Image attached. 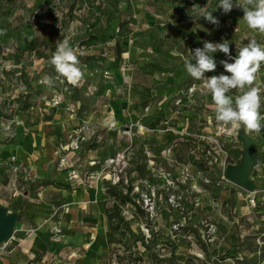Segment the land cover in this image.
<instances>
[{
	"label": "rangeland",
	"instance_id": "rangeland-1",
	"mask_svg": "<svg viewBox=\"0 0 264 264\" xmlns=\"http://www.w3.org/2000/svg\"><path fill=\"white\" fill-rule=\"evenodd\" d=\"M236 2L224 14L219 0H0V140L23 120H69L70 144L97 160L109 205L110 229L88 258L264 264V130L246 134L257 162L255 190H245L223 177L243 156L242 129L215 120L211 96L183 63L203 41L228 40L233 57L249 39L264 45ZM63 39L83 71L75 86L49 63ZM213 57L217 68L205 76L230 75L225 54ZM258 82L264 89V64ZM48 262L49 253L40 264Z\"/></svg>",
	"mask_w": 264,
	"mask_h": 264
},
{
	"label": "crops",
	"instance_id": "crops-1",
	"mask_svg": "<svg viewBox=\"0 0 264 264\" xmlns=\"http://www.w3.org/2000/svg\"><path fill=\"white\" fill-rule=\"evenodd\" d=\"M15 127L0 140V204L20 216L1 244L0 263L40 264L49 253L47 264H99L85 256L110 229L106 189L92 167L97 160L70 147L69 120L52 116Z\"/></svg>",
	"mask_w": 264,
	"mask_h": 264
},
{
	"label": "clouds",
	"instance_id": "clouds-1",
	"mask_svg": "<svg viewBox=\"0 0 264 264\" xmlns=\"http://www.w3.org/2000/svg\"><path fill=\"white\" fill-rule=\"evenodd\" d=\"M235 6L242 8L243 20L249 29L264 34V0H245L243 6L237 0ZM219 7L224 14H228L234 7L233 0H219ZM199 14L208 22L219 25V20L206 7H200ZM190 52L191 58H184V68L191 78L203 82L215 105V120L223 126L242 129L245 134L261 133L264 130V114L261 113L264 89L258 82V73L264 64V45L255 38L249 39L233 57L228 40L219 43L203 41L202 48ZM217 52L227 57L220 64L230 75L206 77V72H213L217 68L213 57V53ZM49 63L54 66L58 76L70 85L75 86L83 77L80 61L68 39L57 44ZM42 82L48 87L53 86L50 76H44ZM232 90H237L239 94L233 97L229 94Z\"/></svg>",
	"mask_w": 264,
	"mask_h": 264
},
{
	"label": "water",
	"instance_id": "water-1",
	"mask_svg": "<svg viewBox=\"0 0 264 264\" xmlns=\"http://www.w3.org/2000/svg\"><path fill=\"white\" fill-rule=\"evenodd\" d=\"M239 137L244 145L243 156L238 163H230L224 167L223 177L245 190L253 191L255 184L251 179V172L257 162L256 152L250 137L242 130ZM19 216L18 212L9 211L0 204V245L12 237Z\"/></svg>",
	"mask_w": 264,
	"mask_h": 264
},
{
	"label": "built area",
	"instance_id": "built-area-1",
	"mask_svg": "<svg viewBox=\"0 0 264 264\" xmlns=\"http://www.w3.org/2000/svg\"><path fill=\"white\" fill-rule=\"evenodd\" d=\"M9 127V125H7L5 128H8ZM77 142L75 141V142H72L71 144H70V147L72 148V149H76L77 148ZM69 147V148H70ZM67 160V156L66 155H64V156H62L61 158H60V164H63L65 161ZM72 175L74 176L75 175V172H73L72 171ZM59 231H60V229H55V232L56 233H59Z\"/></svg>",
	"mask_w": 264,
	"mask_h": 264
},
{
	"label": "bare ground",
	"instance_id": "bare-ground-1",
	"mask_svg": "<svg viewBox=\"0 0 264 264\" xmlns=\"http://www.w3.org/2000/svg\"><path fill=\"white\" fill-rule=\"evenodd\" d=\"M0 248H1V245H0Z\"/></svg>",
	"mask_w": 264,
	"mask_h": 264
}]
</instances>
